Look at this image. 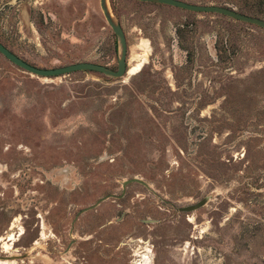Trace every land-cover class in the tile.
<instances>
[{
	"label": "rangeland",
	"instance_id": "obj_1",
	"mask_svg": "<svg viewBox=\"0 0 264 264\" xmlns=\"http://www.w3.org/2000/svg\"><path fill=\"white\" fill-rule=\"evenodd\" d=\"M108 3L128 42L122 78H41L0 54V259L84 263L62 249L51 255L48 233L24 254L34 236L30 200L46 202L44 222L61 231L114 195L80 218L105 227L79 240L105 243L91 245L84 264H264V30L161 4ZM0 41L39 68L118 67L100 0H0ZM133 178L149 187L124 186ZM83 179L88 192L73 191Z\"/></svg>",
	"mask_w": 264,
	"mask_h": 264
},
{
	"label": "water",
	"instance_id": "obj_2",
	"mask_svg": "<svg viewBox=\"0 0 264 264\" xmlns=\"http://www.w3.org/2000/svg\"><path fill=\"white\" fill-rule=\"evenodd\" d=\"M141 3H153V4H161L189 12L194 13H203V14H218L225 16L227 18L240 21L243 23H248L252 25H256L264 30V19L260 17L251 16L245 13H241L235 8L223 6V5H208V4H193L183 0H136ZM100 7L104 18L106 19L108 25L111 27L113 33L117 37L120 54L118 58V67L117 70H113L107 66L90 63V62H81L76 64H71L63 67L53 68V69H45L39 68L30 63L26 62L22 58L18 57L15 53L10 51L7 47H5L0 42V54H2L6 59H8L11 63H13L18 68L22 69L23 71L32 74L37 77L41 78H51V77H58L63 76L75 72H97L101 73L110 78H122L127 74V64H128V42L125 31L122 27V24L117 20V18L113 15L108 0H100ZM138 182L146 187H149L145 182L141 181L138 178H133L131 180L125 181L124 186H127L129 183ZM115 197L114 195H109L104 198H101L97 204L91 206L92 209L98 206L100 203ZM208 199H204L201 202L190 205L187 207H183L180 211L183 212H192L195 211L207 203ZM24 256H18V258L23 259ZM13 258V257H12ZM17 258V257H15Z\"/></svg>",
	"mask_w": 264,
	"mask_h": 264
},
{
	"label": "flooded vegetation",
	"instance_id": "obj_3",
	"mask_svg": "<svg viewBox=\"0 0 264 264\" xmlns=\"http://www.w3.org/2000/svg\"><path fill=\"white\" fill-rule=\"evenodd\" d=\"M81 182L82 183H78L75 186L73 191L78 190L80 192L87 193L88 187L85 186L86 184L84 183V179ZM134 183H138V182H134ZM84 187H86V188L83 189ZM30 193L43 196V194H40V193L34 192V191H31ZM135 194H136V197H134V199L141 196L137 193H135ZM124 198L125 197L123 196L120 198V200H122ZM134 199H132L131 201H133ZM30 202H34L38 205L32 204V207L34 209L33 218H32L33 222L30 225V229H29L28 234L33 233L34 236H33V238H31V240L29 242L30 246L28 248H22L26 252L24 254L27 256L28 254H31V252H34L37 250L36 247H32V246L40 245L41 240L44 239L43 234H45L46 237H48L47 236L48 234H51L55 240V241H53L52 245H50V251H52L51 255H54V256H56L55 258H57V253H61L60 249H62V250H66V255H71V257H73V259L75 261L87 263L88 255L92 250L91 245H93V244L89 245V243H87L88 246H86L82 242H87L91 239H96L95 235H99V234H101V232L104 234V232H105V230H104L105 227H102L104 225H101V226L98 225L97 227L95 226V228H93L91 225V222L88 220V218L80 219L83 214L94 209L93 208V209L86 210V209L90 208L91 206H93L94 204L82 208L81 211H79L78 214L73 218V220L70 223V225L68 226V228L63 227L61 231H57L55 228L52 227L51 224L48 225L44 222V218H43V214H42L43 210L41 209V206L43 205V203H46V202H39L37 200H30ZM49 206H50V208H53L54 206H57V203H50ZM73 206H75V205H73V204L70 205V207H73ZM120 207H122V206L120 205ZM50 214H51V212H47V215H50ZM22 219H31V218L27 214H25ZM10 227H9V229H10ZM23 228H24V234L21 233V235L23 234L22 236L25 237L27 235V230L25 227H23ZM92 229H93V231H91ZM8 230L5 233H7ZM63 234H66V236L70 238L69 243L67 245L63 244V240H64L63 236H62ZM81 236H83V237H81ZM79 240L82 242H80ZM18 241H20V239ZM138 242H140V240ZM140 243L144 244L145 242L142 240V242H140ZM81 244L84 246L82 247ZM96 244L99 245V244H105V243L103 241H101L100 239H97V243H94L93 247ZM61 246H64L65 248H62ZM35 256H39V254L36 253ZM7 257L12 258L13 255H7ZM24 259L28 260L27 257H25ZM23 262H25V261H23ZM30 263L34 264V262H32V261ZM84 263H80V264H84ZM77 264H79V263H77Z\"/></svg>",
	"mask_w": 264,
	"mask_h": 264
},
{
	"label": "trees",
	"instance_id": "obj_4",
	"mask_svg": "<svg viewBox=\"0 0 264 264\" xmlns=\"http://www.w3.org/2000/svg\"><path fill=\"white\" fill-rule=\"evenodd\" d=\"M243 2H244L243 7H241V8L238 7L239 8V10H238L239 12L245 13V14H248V15H251V16H255V17H260V18L264 17V0H243ZM226 3L234 5V6H232V8L237 7L235 5V3H230V2H224L222 5L226 6L225 5Z\"/></svg>",
	"mask_w": 264,
	"mask_h": 264
},
{
	"label": "bare ground",
	"instance_id": "obj_5",
	"mask_svg": "<svg viewBox=\"0 0 264 264\" xmlns=\"http://www.w3.org/2000/svg\"><path fill=\"white\" fill-rule=\"evenodd\" d=\"M147 63V58L145 57L144 60H142V62L138 65V66H135L134 68H132L129 73H128V76L130 77H133L137 74H139L144 66V64ZM13 231V230H12ZM4 237V236H3ZM11 240V239H10ZM5 242V241H4ZM6 247V246H5ZM4 247V248H5ZM2 258V257H1ZM12 263H14V260H11ZM0 264H10V261L9 260H3V259H0Z\"/></svg>",
	"mask_w": 264,
	"mask_h": 264
},
{
	"label": "crops",
	"instance_id": "obj_6",
	"mask_svg": "<svg viewBox=\"0 0 264 264\" xmlns=\"http://www.w3.org/2000/svg\"><path fill=\"white\" fill-rule=\"evenodd\" d=\"M3 43V42H2Z\"/></svg>",
	"mask_w": 264,
	"mask_h": 264
}]
</instances>
